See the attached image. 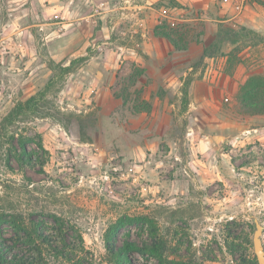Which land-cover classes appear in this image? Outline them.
I'll list each match as a JSON object with an SVG mask.
<instances>
[{"label": "rangeland", "instance_id": "obj_1", "mask_svg": "<svg viewBox=\"0 0 264 264\" xmlns=\"http://www.w3.org/2000/svg\"><path fill=\"white\" fill-rule=\"evenodd\" d=\"M128 4L0 0V121L60 73L56 64L86 57L52 88V115L26 124L44 171L16 160L10 169L0 158V207L50 233L56 213L69 240L84 242L66 264H108L104 239L125 216L156 223L170 264H259L253 231L262 225L264 249V114H242L224 71L208 68L203 54L219 55L216 39L176 83L155 82L136 50L121 48L138 34ZM166 29L183 48L180 32ZM5 233L14 235L9 225ZM116 239L150 241V224L127 222Z\"/></svg>", "mask_w": 264, "mask_h": 264}, {"label": "trees", "instance_id": "obj_2", "mask_svg": "<svg viewBox=\"0 0 264 264\" xmlns=\"http://www.w3.org/2000/svg\"><path fill=\"white\" fill-rule=\"evenodd\" d=\"M246 30L245 27H240ZM251 32V31H249ZM158 36L168 38L176 49H181L176 39L168 32L164 25L155 28ZM204 56L212 55L208 48ZM86 60L85 56L72 59L68 65L56 64L59 67L49 81L35 94L25 100H19L13 108L0 121V158L5 165L13 169V161H18L23 167L30 166L33 169L43 172L45 161L36 151L30 150L31 137L26 135V124L33 118H44L52 115L49 107L50 92L57 80L63 79L66 73L72 71L79 63ZM240 62L237 48L229 52L226 71L233 74ZM54 64V61H52ZM186 83L183 93L187 95ZM239 110L242 114L259 115L264 114V74L252 73L240 84L237 94ZM54 116V115H53ZM38 147L45 153L44 143L40 140ZM58 223L55 233H50L43 228L42 223L35 220H25L15 212H10L5 206L0 207V264H66L65 260L71 252L78 248H84L83 237L80 235V244L69 240L65 224L56 213L52 214ZM147 221L150 224V241L143 244L130 239L124 240L119 245L116 235L121 227L129 223H141ZM5 225H9L14 235L8 237L5 233ZM253 226V225H252ZM255 233V230L253 231ZM104 245L108 264H141L135 263V253L146 259L145 264H170L168 255V242L163 235L158 233L156 223L149 216L121 217L111 224L109 232L104 239ZM82 246V247H81ZM232 251V249H231ZM232 254H235L232 251ZM79 262V261H78ZM74 262L72 264H79ZM187 264H194L190 262Z\"/></svg>", "mask_w": 264, "mask_h": 264}, {"label": "crops", "instance_id": "obj_3", "mask_svg": "<svg viewBox=\"0 0 264 264\" xmlns=\"http://www.w3.org/2000/svg\"><path fill=\"white\" fill-rule=\"evenodd\" d=\"M125 1L130 3L126 7L131 8L127 17L133 20L129 28L138 34L134 43L121 48L128 52L136 50V58L155 82L176 83L181 73L186 75L194 68L193 60L201 57L214 39L221 46L219 55L205 56V62L211 72L220 68L224 71L232 87L231 94H237L240 84L251 73L264 74V0ZM162 24L180 32L183 48L176 49L168 38L156 35L155 28ZM229 27L248 34L245 39H230ZM236 47L240 62L229 74L226 71L229 52Z\"/></svg>", "mask_w": 264, "mask_h": 264}, {"label": "water", "instance_id": "obj_4", "mask_svg": "<svg viewBox=\"0 0 264 264\" xmlns=\"http://www.w3.org/2000/svg\"><path fill=\"white\" fill-rule=\"evenodd\" d=\"M262 233H263V227L260 223H257L256 230L254 233V245H255V252L259 260V264H264V249L261 243Z\"/></svg>", "mask_w": 264, "mask_h": 264}, {"label": "built area", "instance_id": "obj_5", "mask_svg": "<svg viewBox=\"0 0 264 264\" xmlns=\"http://www.w3.org/2000/svg\"><path fill=\"white\" fill-rule=\"evenodd\" d=\"M239 8H241V6L239 5Z\"/></svg>", "mask_w": 264, "mask_h": 264}]
</instances>
